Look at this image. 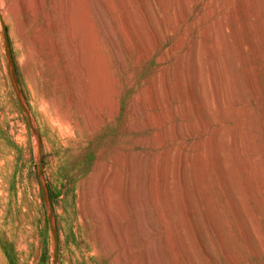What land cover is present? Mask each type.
<instances>
[{"label": "rangeland", "instance_id": "374dc122", "mask_svg": "<svg viewBox=\"0 0 264 264\" xmlns=\"http://www.w3.org/2000/svg\"><path fill=\"white\" fill-rule=\"evenodd\" d=\"M241 1L0 0V264H264V54L246 45L257 19ZM231 17L239 91L223 83L221 107L201 96L194 58L202 48L222 72L217 29ZM233 132L236 168L211 144ZM166 180L185 190V210L161 197ZM185 211L181 244L171 222Z\"/></svg>", "mask_w": 264, "mask_h": 264}, {"label": "bare ground", "instance_id": "6f19581e", "mask_svg": "<svg viewBox=\"0 0 264 264\" xmlns=\"http://www.w3.org/2000/svg\"><path fill=\"white\" fill-rule=\"evenodd\" d=\"M243 1V0H242ZM241 1V2H242ZM24 2V1H23ZM158 2H159V0H158ZM251 2H252V6H254V9H255V11L253 10V12H254V16H255V18L257 19V24L255 23L254 25H252V26H250L251 27V29L253 28V26H254V28H253V31L251 32V39H252V37L254 38V36H257L258 35V37H257V39H256V37H255V39H250L249 41H250V43L249 44H246L247 46L249 45L251 48H252V51L251 52H253L254 51V53L257 55V57H258V54H259V57H260V55H261V58H262V54H264V0H251ZM250 2V3H251ZM121 3V2H120ZM123 3V2H122ZM124 3L125 4H123L122 5V7H121V11H122V13L123 14H121V15H124L126 18H128V16H129V13H130V11L128 10V6H127V2H125L124 1ZM127 3V4H126ZM161 5V4H160ZM121 6V5H120ZM163 5V3H162V9H164V7H166V6H164ZM239 6V5H238ZM250 8V6H249V4H248V1L247 0H245V1H243L242 3H241V5L239 6V11L240 12H242V14H243V17H245V18H247L246 17V13L247 12H249L248 11V9ZM21 9L25 12L26 11V5L25 4H22L21 3ZM166 9V8H165ZM238 10H236V13H237V11ZM120 11V12H121ZM167 11V10H166ZM211 11V10H210ZM252 11V10H251ZM80 12V11H79ZM165 13V12H164ZM211 13H213V11H211ZM235 13V14H236ZM252 14V12H249L248 14ZM85 14V13H84ZM79 15V14H78ZM179 15H180V13H179ZM233 15V14H232ZM232 15H230V16H232ZM85 16V15H84ZM248 16V15H247ZM250 16V15H249ZM81 17H82V15H81ZM122 17V16H121ZM124 17V18H125ZM251 17H253L252 15H251ZM76 18V17H75ZM79 19V18H78ZM175 19V18H174ZM247 19H249V18H247ZM80 20V19H79ZM82 20V19H81ZM126 20V19H125ZM129 20V19H128ZM128 20H127V22H128ZM179 20V21H178ZM177 20V22L179 23V25H180V27L182 26V24H183V22L186 20V16H185V13L182 11L181 12V16H180V19H178ZM236 20V19H235ZM234 17H231L230 19H228V24H226V25H224V24H221V23H218V32L221 34V37L223 38V44L225 45V46H223V53L222 54H220V55H223V59H224V61L223 62H225V66H224V68H222L223 70H222V72H220V71H218L219 70V68H218V66H216V65H218L219 63H221V62H218V64H216L215 62L216 61H213V60H211L210 58H209V55L207 56V51H203V49L201 48H198L199 50H201V51H198L197 52V55H196V58H194L196 61V66H197V68L195 69V72H196V75H195V77H197V79H198V82H199V86H200V94H201V96L203 97V99L206 101V102H209V104H210V102H212L213 101V99L216 101L214 104H219V105H221V107H222V93H224V91H221L222 89H221V87H222V85H223V83H225V82H227V81H229V83H230V95L232 94L231 92L233 91L234 92V94L235 93H237L238 91H239V86H238V84H237V81H236V77H235V67H234V63L235 62H233V60H232V57L231 56H229V52H227L226 51V49H228V47H229V45L227 46V39H226V28H228V26H234ZM242 20V19H241ZM217 22V21H216ZM248 22V21H247ZM250 22V21H249ZM141 23V22H140ZM139 23V24H140ZM251 23V22H250ZM254 23V22H253ZM128 24V23H127ZM217 24V23H216ZM238 24V23H237ZM131 26H132V23L130 24ZM228 25V26H227ZM247 26H248V23L246 24ZM140 26V25H139ZM139 26H137V27H139ZM142 26V25H141ZM136 27V26H135ZM217 27V26H216ZM238 27V26H237ZM236 27V28H237ZM249 27V26H248ZM103 28V27H102ZM132 28H133V26H132ZM141 29H142V27H140ZM210 28V27H209ZM208 28V29H209ZM231 28V27H230ZM230 28H228V29H230ZM240 28V27H239ZM239 28H238V30H239ZM136 28H134V30H135ZM137 29H139V28H137ZM173 29V28H172ZM207 29V30H208ZM212 29V28H211ZM206 30V36L207 37H212L211 35H212V33L215 31V29H212L213 30V32H212V30H209V31H207ZM123 33V32H122ZM234 33V32H233ZM136 34V33H135ZM214 34H216V32L214 33ZM126 36V35H125ZM136 36V35H135ZM139 36V35H138ZM205 37V36H204ZM228 37V36H227ZM135 38H137V37H135ZM211 39V38H210ZM209 39V40H210ZM241 40V39H240ZM255 40H257V41H259L258 42V46H257V44L255 45ZM228 41H229V39H228ZM242 42H243V40H242ZM241 41L239 42V44H237L238 45V49L237 50H239V53L242 55V57H243V59H244V61H245V57L244 56H246V53L244 54V46H246L245 44H243ZM212 43V42H211ZM246 43V42H245ZM217 44V43H216ZM237 45H236V47H237ZM207 46V45H206ZM210 46L211 45H209V48H210ZM222 46V45H221ZM246 46V47H247ZM215 47H217V45H215ZM214 47V48H215ZM261 47H262V49H261ZM205 48V47H204ZM211 48H213V47H211ZM259 48V49H258ZM73 49V48H72ZM245 49H247V48H245ZM250 49V48H249ZM71 50V49H70ZM206 50V49H205ZM208 50V49H207ZM260 50V51H259ZM71 51H73V50H71ZM213 51H214V49H213ZM220 51V52H221ZM215 52L217 53V51L215 50ZM214 52V53H215ZM250 52V53H251ZM259 52H261V53H259ZM210 53V52H209ZM212 53V52H211ZM210 53V54H211ZM214 53H213V57L215 58V55H216V53H215V55H214ZM254 53H252V55L254 54ZM218 54V53H217ZM212 55V54H211ZM210 55V56H211ZM219 55V54H218ZM218 55H216V56H218ZM219 55V56H220ZM218 56V57H219ZM240 56V55H239ZM192 57H194V56H192ZM212 57V56H211ZM222 57V56H221ZM247 58H248V56H246ZM253 57V56H252ZM257 57H255L254 56V58L257 60ZM246 58V59H247ZM218 60L220 59V58H217ZM243 59H241V57H240V60L241 61H243ZM260 59V58H259ZM192 61H193V59H192ZM244 61H243V63H244ZM253 62H254V60H253ZM246 63H247V61H246ZM256 63V62H255ZM251 64V63H250ZM195 66V65H194ZM252 65H250V67H251ZM256 66V65H255ZM249 66H248V68H250ZM257 67V66H256ZM256 67H251V68H256ZM258 67H260V66H258ZM258 67L256 68V69H258ZM264 67V66H263ZM176 68V67H175ZM177 68H179V67H177ZM247 68V69H248ZM249 69V71L247 72L248 74H246V79L248 80V84L250 85V86H252L253 85V75H252V73H254L253 72V69ZM255 69V70H256ZM179 70V69H178ZM181 70V69H180ZM184 70V69H183ZM221 70V69H220ZM237 70V69H236ZM174 71H175V69H174ZM192 72H194V71H192ZM174 73H177V72H174ZM180 73H181V71H180ZM183 73V72H182ZM191 75H192V73H190ZM176 75V74H175ZM178 76H179V74H177ZM176 75V76H177ZM175 76V77H176ZM193 76V75H192ZM186 77V76H185ZM188 78L190 77V75L189 76H187ZM194 76H193V78H195ZM192 78V79H193ZM194 81H195V79H194ZM176 82V81H175ZM180 82V81H179ZM185 83V82H184ZM196 83H197V81H196ZM176 84V83H175ZM178 84V83H177ZM176 84V85H177ZM188 84V83H187ZM226 85V84H225ZM228 85V84H227ZM179 86V85H178ZM181 87V86H180ZM199 88V87H198ZM186 89V88H185ZM183 90V89H182ZM227 90V89H226ZM188 91V90H187ZM186 91V92H187ZM189 92V91H188ZM191 92V91H190ZM189 92V93H190ZM155 93V92H154ZM185 93V92H184ZM226 93V92H225ZM199 94V95H200ZM226 94H228L229 95V93L227 92ZM179 95V94H178ZM228 95H225V96H227V97H229ZM233 95V94H232ZM231 95V96H232ZM156 96V95H155ZM189 96V95H188ZM191 96V95H190ZM189 96V97H190ZM200 96V97H201ZM231 98V97H230ZM229 98V99H230ZM233 98V97H232ZM153 99V98H152ZM166 99V98H165ZM154 100H155V97H154ZM195 100V99H194ZM232 100V99H231ZM234 100V99H233ZM170 101V100H169ZM214 102V101H213ZM234 102V101H233ZM216 104V105H217ZM233 104V103H232ZM208 105V104H207ZM211 106V105H210ZM218 106V105H217ZM184 107V106H183ZM219 109H221V108H219ZM201 122V121H200ZM204 123V122H203ZM203 123H201V124H203ZM205 125V124H204ZM245 124H241V127L243 128V127H245V126H247V125H245ZM228 136H233V140H232V143H231V145H227L226 144V139L228 138ZM239 137V133H234L233 132V134H227L226 136H217V138H216V140H215V142L214 143H211V144H214L215 145V150H217L218 152H219V157L222 159V160H224V157L225 156H227V157H229L230 158V160H231V163H232V165L234 166V168H236L235 167V164H234V158L235 157H237V158H235V159H237V161H238V158L240 159V153H239V150H240V147H239V140H238V137ZM199 144V143H198ZM203 144H204V141H203ZM202 144V145H203ZM213 145V146H214ZM204 146V145H203ZM199 147V146H198ZM201 147V146H200ZM199 147V148H200ZM203 148V147H202ZM248 148V147H247ZM198 149V148H197ZM201 152V151H200ZM169 155V154H168ZM203 155V154H202ZM202 155H201V153L199 154V155H197V166H198V182H197V188L200 190H203L204 189V185H203V183H204V180H205V175H206V171H205V161H204V159H203V157H202ZM246 155H248L249 156V163L247 164V165H251V163H253L254 162V160H255V158L257 157L256 155H255V152H254V150L252 149V148H248L247 149V151H246ZM167 156V155H166ZM169 157V156H168ZM167 159H170V158H167ZM257 159V158H256ZM241 164V163H240ZM238 165L239 167L242 165ZM241 166L240 168H241V170L243 171V173H244V176H245V174H246V176L248 175V173H249V168H248V166ZM167 167H169V165L167 166ZM238 167V168H239ZM170 168V167H169ZM173 168V167H172ZM172 168H171V170H172ZM239 168V169H240ZM262 168V167H261ZM260 167H259V169L258 170H256V171H254V174H256V176H260L261 175V173H262V169H261ZM166 169V168H165ZM168 170V169H167ZM162 172H164L163 174H165V171L163 170ZM167 172V171H166ZM170 172V171H169ZM173 172H174V170H173ZM171 173V172H170ZM168 174V173H167ZM166 174V175H167ZM250 174V173H249ZM163 177L165 176V175H162ZM161 176V177H162ZM171 176H173L172 175V173H171ZM163 177H162V179H163ZM175 177H176V175H175ZM248 177V176H247ZM261 177V176H260ZM166 179L168 178V176H166L165 177ZM170 178H172V177H170ZM174 180V179H173ZM171 182V184H175V182L174 181H170ZM170 182H167V180L166 181H164V185H165V188L164 189H162L161 191H162V194L161 195H164V196H161V197H163V198H165V199H168V200H170L168 203H172L171 205L172 206H174V208L175 209H179V211L180 210H185L186 209V207L184 208V206L185 205H187L188 206V203L187 204H185L184 205V201H185V199H184V196H183V199H182V194H186L184 191L185 190H183V188H181V186H178V184L177 185H171L170 184ZM173 182V183H172ZM180 182V181H179ZM261 184V183H260ZM183 187V186H182ZM200 187V188H199ZM263 189V188H262ZM261 189V191H263ZM201 192H203L204 193V190L203 191H201ZM206 195V194H205ZM204 198V202H205V206H206V210H207V217H208V219H209V221H210V223H211V226H212V229L214 230V233H215V235L218 237V239H219V242H223L222 241V235H221V228H219V226H218V224H217V221H216V219H215V213H214V210H213V207H212V204H211V201H210V199L207 197V196H204L203 197ZM167 200V201H168ZM187 200V199H186ZM187 202V201H186ZM165 203H166V200H165ZM204 204V203H203ZM168 205V204H167ZM170 205V206H171ZM167 208H169V207H167ZM170 209H172V208H170ZM170 209H169V211H166V212H169V214H170ZM168 210V209H167ZM174 210V209H173ZM172 210V211H173ZM174 212H175V210H174ZM178 212V211H177ZM173 213V212H172ZM176 213V212H175ZM169 214L167 215V213H166V215L167 216H169ZM181 215H182V213H180ZM188 214H189V212L188 211H185V213H184V216L182 217V219H181V221L180 222H178V223H172L171 222V225L173 224V226H172V229L176 232V231H181V232H177L178 234H177V242L178 243H181L182 242V239H181V234L180 233H186V231H187V226L189 227V225H188ZM166 216V217H167ZM170 217L172 218V215H170ZM164 219V218H163ZM166 219H169V217H167ZM253 220V219H252ZM165 222V221H164ZM253 222L255 223V220H253ZM191 228V227H190ZM170 229H171V227H170ZM190 231H191V229H189ZM189 231V232H190ZM173 233V232H172ZM170 234V233H169ZM183 235V234H182ZM170 236V235H169ZM168 236V237H169ZM112 237H115V234L113 233L112 234ZM181 240V241H180ZM224 243V242H223ZM182 244V243H181ZM180 245V244H179ZM222 245H224V244H222Z\"/></svg>", "mask_w": 264, "mask_h": 264}]
</instances>
